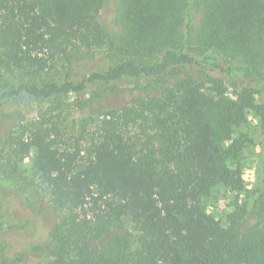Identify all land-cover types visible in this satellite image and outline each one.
<instances>
[{
	"label": "trees",
	"instance_id": "16d2710c",
	"mask_svg": "<svg viewBox=\"0 0 264 264\" xmlns=\"http://www.w3.org/2000/svg\"><path fill=\"white\" fill-rule=\"evenodd\" d=\"M120 2L116 39L104 0H0V75L28 79L0 95V115L18 98L60 104L14 124L1 147L3 176L33 212L46 204L57 216L43 264H264V194L240 202L243 173L215 139L249 110L264 122V1ZM196 3L205 33L191 48ZM58 65L68 76L44 79ZM127 80L130 100L105 106ZM73 95L98 107L68 143L53 113ZM218 188L236 194L219 218L205 203Z\"/></svg>",
	"mask_w": 264,
	"mask_h": 264
},
{
	"label": "rangeland",
	"instance_id": "374dc122",
	"mask_svg": "<svg viewBox=\"0 0 264 264\" xmlns=\"http://www.w3.org/2000/svg\"><path fill=\"white\" fill-rule=\"evenodd\" d=\"M264 1V0H263ZM194 22L191 28V48L199 42L205 33L204 10L201 3L193 7ZM120 0H104L101 11V22L107 32L116 39L121 37ZM262 23L264 24V17ZM224 63L235 62L231 57H223ZM106 65L103 52H98L96 68ZM68 76L67 70L61 65L54 66L44 76L46 80H61ZM28 79L17 72L2 71L0 75V95L8 92ZM133 81L127 80L117 84V88L105 96L102 103L108 107H121L130 100L129 90ZM80 96H70L64 100L61 109L54 114L58 121L64 139L70 143L73 136H79L84 120L95 116L98 104L79 108L74 104ZM83 98V97H82ZM264 102L259 96L256 104ZM59 106L52 102H40L33 98L15 99L0 115V264H10L19 252L24 253L22 264H43L47 254L41 250V245L49 237L55 227L57 216L48 205H34L35 212L27 202L28 192L22 190L20 182L9 179L2 174V142L6 132L14 124L23 123L37 117L39 111ZM9 115V117H7ZM60 115V116H59ZM95 127L94 122L89 128ZM216 142L225 152L227 164L234 169H240L245 180L246 191L239 197L241 203L252 205L256 196L264 194V122L260 113L255 110L247 112V120L240 127H235L229 134L219 132ZM83 143V142H82ZM22 169H31V158H27ZM258 194V195H257ZM236 194L224 188H218L205 200L211 211L219 217L225 216L235 202ZM34 198L30 203H33ZM34 204V203H33Z\"/></svg>",
	"mask_w": 264,
	"mask_h": 264
}]
</instances>
